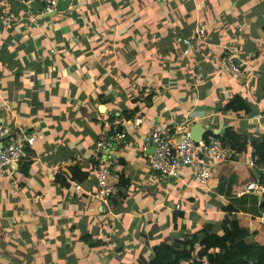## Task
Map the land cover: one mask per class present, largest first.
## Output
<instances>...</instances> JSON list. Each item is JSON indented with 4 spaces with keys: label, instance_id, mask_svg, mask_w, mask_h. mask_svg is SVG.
<instances>
[{
    "label": "crops",
    "instance_id": "0c3cea01",
    "mask_svg": "<svg viewBox=\"0 0 264 264\" xmlns=\"http://www.w3.org/2000/svg\"><path fill=\"white\" fill-rule=\"evenodd\" d=\"M53 11L0 0V125L35 139L0 178V264H152L158 245L220 235L225 218L246 245L264 246V197L245 192L264 175L253 159L264 141V0H71ZM110 121L125 139L106 152L118 193L102 203L93 153ZM195 125L223 158L198 150L210 179L153 172L140 150L151 128L175 141ZM233 135L247 141L240 152Z\"/></svg>",
    "mask_w": 264,
    "mask_h": 264
},
{
    "label": "built area",
    "instance_id": "2783aa9c",
    "mask_svg": "<svg viewBox=\"0 0 264 264\" xmlns=\"http://www.w3.org/2000/svg\"><path fill=\"white\" fill-rule=\"evenodd\" d=\"M19 3H26L30 0H15ZM44 3L45 13H51L56 5L65 0H42ZM122 3H132V0H120ZM224 64L232 77L241 80L243 77L240 69L233 63L231 57L224 59ZM142 123L141 119L134 121L133 126L137 127ZM111 124V126H110ZM112 122H107L105 130L101 132L96 141L93 162L94 177L96 180V191L94 199L102 203H108L115 197L118 189L115 184L109 183L107 162L105 159L106 152L111 145L110 143H123L125 136L117 132ZM11 134V129L0 125V178L9 176L12 173V167L25 161L27 158L26 148L32 147L34 137L19 132L18 135ZM204 148L200 142L194 143L190 140L188 133H182L175 141L168 138L165 131L158 127H153L143 137L140 150L146 155L149 150L151 154L148 157V164L153 172L158 173L163 178H176L183 169H188L194 180L198 184H205L211 177L210 165L198 156V150ZM219 144L212 141L205 151L211 155L215 162H221L222 156L218 151ZM252 166V163H251ZM264 180V175L261 176ZM245 192L253 193L256 196L264 197V184L261 182H251L245 187ZM264 219V212L260 213Z\"/></svg>",
    "mask_w": 264,
    "mask_h": 264
},
{
    "label": "trees",
    "instance_id": "16d2710c",
    "mask_svg": "<svg viewBox=\"0 0 264 264\" xmlns=\"http://www.w3.org/2000/svg\"><path fill=\"white\" fill-rule=\"evenodd\" d=\"M208 136L205 135V141ZM240 140L239 137L238 141ZM238 141L237 136L233 135L230 149L242 151L247 141L241 147L238 146ZM253 159L254 165L263 170L264 141L254 146ZM261 183L264 184V181ZM247 236V231L240 228L235 220L225 218L220 235L203 233L199 237L185 236L184 243L178 242L180 249H175L172 245H158L153 250L152 264H179V260H188L189 264H264V246L246 245L243 239Z\"/></svg>",
    "mask_w": 264,
    "mask_h": 264
},
{
    "label": "water",
    "instance_id": "95a60500",
    "mask_svg": "<svg viewBox=\"0 0 264 264\" xmlns=\"http://www.w3.org/2000/svg\"><path fill=\"white\" fill-rule=\"evenodd\" d=\"M71 4V0H65L63 2H60L56 5L55 7V11H53L54 13L56 12H64L67 10L68 6ZM53 15V13H52ZM102 110V108H101ZM201 135H202V130L200 129L199 126L195 125L192 128L191 133L189 134L190 140L194 143H198L201 141ZM2 145H0L1 148Z\"/></svg>",
    "mask_w": 264,
    "mask_h": 264
},
{
    "label": "bare ground",
    "instance_id": "6f19581e",
    "mask_svg": "<svg viewBox=\"0 0 264 264\" xmlns=\"http://www.w3.org/2000/svg\"><path fill=\"white\" fill-rule=\"evenodd\" d=\"M232 76V75H231Z\"/></svg>",
    "mask_w": 264,
    "mask_h": 264
}]
</instances>
